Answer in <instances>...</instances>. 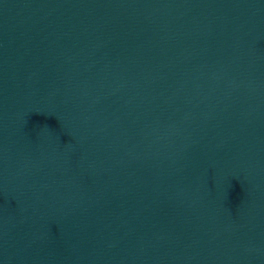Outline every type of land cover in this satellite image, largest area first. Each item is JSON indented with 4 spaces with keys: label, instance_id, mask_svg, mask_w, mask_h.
<instances>
[{
    "label": "water",
    "instance_id": "water-1",
    "mask_svg": "<svg viewBox=\"0 0 264 264\" xmlns=\"http://www.w3.org/2000/svg\"><path fill=\"white\" fill-rule=\"evenodd\" d=\"M0 264H264V0H0Z\"/></svg>",
    "mask_w": 264,
    "mask_h": 264
}]
</instances>
